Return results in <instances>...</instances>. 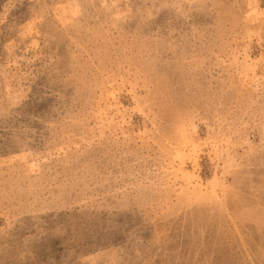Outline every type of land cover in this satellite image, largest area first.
Masks as SVG:
<instances>
[{
  "label": "rangeland",
  "instance_id": "1",
  "mask_svg": "<svg viewBox=\"0 0 264 264\" xmlns=\"http://www.w3.org/2000/svg\"><path fill=\"white\" fill-rule=\"evenodd\" d=\"M0 264H264V0H0Z\"/></svg>",
  "mask_w": 264,
  "mask_h": 264
}]
</instances>
